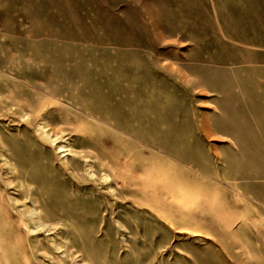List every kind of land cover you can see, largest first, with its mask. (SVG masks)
Instances as JSON below:
<instances>
[{
  "label": "rangeland",
  "instance_id": "obj_1",
  "mask_svg": "<svg viewBox=\"0 0 264 264\" xmlns=\"http://www.w3.org/2000/svg\"><path fill=\"white\" fill-rule=\"evenodd\" d=\"M0 145L12 264H264V0H0Z\"/></svg>",
  "mask_w": 264,
  "mask_h": 264
},
{
  "label": "bare ground",
  "instance_id": "obj_2",
  "mask_svg": "<svg viewBox=\"0 0 264 264\" xmlns=\"http://www.w3.org/2000/svg\"><path fill=\"white\" fill-rule=\"evenodd\" d=\"M9 123V122H8ZM31 126V125H30ZM34 128H35V130L37 131V134L39 135V137L42 139V140H44L45 142H47V143H51V144H53L56 140H57V138L58 137H60V131L57 133V132H54V133H50V132H48V130L46 129V124L45 123H43V122H39V121H37V122H35V124H34ZM36 133V132H35ZM34 133V134H35ZM34 136V135H33ZM1 146V145H0ZM55 147H58V148H62L63 146H61V145H59V146H55ZM70 155V154H69ZM166 163V162H165ZM163 165V164H162ZM165 165V164H164ZM166 165H167V163H166ZM173 165V164H172ZM161 167H163V166H161ZM167 167H170L169 166V164L167 165ZM167 167H166V170H167ZM13 167H11V169H12ZM141 168V169H140ZM164 168H165V166H164ZM172 168V167H171ZM178 168V167H177ZM132 169H133V167H132ZM140 170L141 172H143L144 171V168L143 167H141L140 166V164L138 165V168L137 167H135V169H133V171H136V170ZM171 170V169H170ZM169 170V171H170ZM175 170H176V168H175ZM120 171V170H119ZM161 171V170H160ZM174 171V170H173ZM162 172V171H161ZM168 172V171H167ZM174 173V172H173ZM176 174H177V171L175 172ZM169 174V173H168ZM176 174H174V176L176 175ZM171 175V174H170ZM169 176V175H168ZM176 176H178V175H176ZM171 177V176H170ZM176 179V178H175ZM177 180V179H176ZM179 181H180V179L178 180V183H179ZM125 183H128V184H130V185H132V186H136L137 187V191L136 192H134L135 193V195L136 194H138L139 193V195L140 196H138V195H136V198H137V200H139V203H140V205H143L144 204V198H145V194H146V191H147V188H146V181H145V178L144 177H142V178H140V179H138V180H136V179H134V178H127V179H125V181H124ZM156 183V182H155ZM159 183V182H158ZM169 183V182H168ZM172 183V182H171ZM174 183V182H173ZM172 183V184H173ZM180 183H181V181H180ZM182 184V183H181ZM159 185V184H158ZM157 185V186H158ZM183 185H184V183H183ZM195 185V184H194ZM172 186V185H171ZM176 186V185H175ZM174 186V187H175ZM182 186V185H181ZM194 187V186H193ZM193 187L191 188V189H193ZM207 187V186H206ZM175 188H177V187H175ZM183 188H184V186H183ZM195 188V187H194ZM198 188V187H197ZM201 188H202V186H201ZM204 188V187H203ZM180 189V188H179ZM205 189V188H204ZM178 190V189H177ZM183 191H184V189H182ZM181 190V191H182ZM188 190V189H187ZM195 190V189H194ZM198 190V189H197ZM203 190V189H202ZM180 191V192H181ZM170 193V192H169ZM168 193V194H169ZM184 193V192H183ZM173 194V193H172ZM171 194V195H172ZM175 195V194H174ZM173 195V196H174ZM175 196H178V195H175ZM186 196V195H185ZM220 196V195H219ZM167 198H168V196H167ZM184 199H186V198H184ZM175 200V199H174ZM187 200V199H186ZM171 201V200H170ZM178 201V200H177ZM185 201V200H184ZM10 202L12 203V204H14V203H16V199L14 198V197H10ZM29 202H30V205L29 206H24V211H23V215H24V218H20V220H21V227H23V228H25L27 231V233H26V235L27 234H29V233H32V232H37V231H40V230H44V231H47V229H45V226H46V221L45 220H43V218H42V216H41V214H40V210H39V206L37 205V199L34 197V196H31L30 197V199H29ZM173 202V201H172ZM138 204V203H137ZM174 204V203H173ZM177 205H180V204H177ZM186 205V204H185ZM179 207V206H178ZM192 208V207H191ZM161 209V208H160ZM14 211L16 210V209H13ZM167 210V209H166ZM165 210V211H166ZM169 210V209H168ZM167 210V211H168ZM166 211V212H167ZM158 212V211H157ZM162 212H164V211H162ZM188 213V212H187ZM160 214V213H159ZM166 214H168V213H166ZM164 218V217H163ZM209 218V217H208ZM214 218V217H213ZM20 230V229H19ZM15 231H16V229H15ZM17 232V231H16ZM54 232V231H53ZM58 232V231H57ZM3 233V232H2ZM1 233V234H2ZM55 233V232H54ZM11 234V233H10ZM4 236V235H3ZM2 238V237H1ZM3 239V238H2ZM1 241V240H0ZM4 242L2 241V244H3ZM52 243H53V246H54V248L55 249H59V245L57 244V243H54L53 241H52ZM52 245V244H51ZM2 246V245H1ZM4 248V247H3ZM2 248V249H3ZM22 249V248H21ZM2 251V254H4V252H5V250H1ZM7 254H8V252H7ZM0 264H12V262L10 261V260H8V258L6 257V256H4V255H2L1 257H0Z\"/></svg>",
  "mask_w": 264,
  "mask_h": 264
}]
</instances>
